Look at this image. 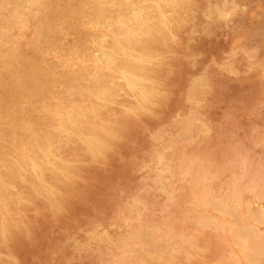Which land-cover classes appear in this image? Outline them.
<instances>
[{
	"label": "clouds",
	"instance_id": "clouds-1",
	"mask_svg": "<svg viewBox=\"0 0 264 264\" xmlns=\"http://www.w3.org/2000/svg\"><path fill=\"white\" fill-rule=\"evenodd\" d=\"M0 264H264V0H0Z\"/></svg>",
	"mask_w": 264,
	"mask_h": 264
}]
</instances>
